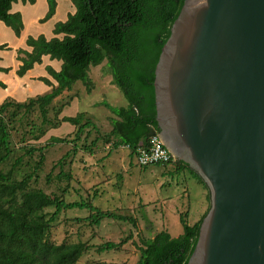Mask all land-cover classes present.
Masks as SVG:
<instances>
[{"label":"trees","instance_id":"16d2710c","mask_svg":"<svg viewBox=\"0 0 264 264\" xmlns=\"http://www.w3.org/2000/svg\"><path fill=\"white\" fill-rule=\"evenodd\" d=\"M20 1L34 4L35 0H0V21L9 27L15 36H19L23 24L19 13H11V5ZM75 7L74 14L68 15L66 21L58 22L53 28L55 36L46 40L43 35L36 38L28 36L25 43L30 52L22 49L16 51L17 60L21 62L15 74L22 77L35 64L41 63L42 56L61 61L58 72L46 67L47 73L54 79L53 86L45 78H40L50 86L47 93L36 95L22 102L6 97L0 103V264H76L81 256L90 250V245L77 243L55 244L50 241V229L63 211L73 209L87 210L89 215L77 221L99 226L103 220H115L131 224L132 217L101 211L88 201L66 202L60 196H49L39 189L31 187L37 179V172L44 162V150L53 144L71 143L68 151L56 164L62 167L66 157L79 150L92 154L99 141L110 145L111 149L121 147L128 149L134 158L136 149L145 146L151 135L158 134L155 120L154 70L162 46L169 36V30L177 18L184 0H70ZM47 12L39 20L44 23L55 12L56 1L46 0ZM6 48L1 45L0 50ZM106 61L109 66L111 82L122 93L126 106L113 108L102 103L114 117L110 119L111 130L105 135L96 136L88 145L78 147L77 142L97 126L85 112L73 117H60L62 109L52 104L69 93L77 81H81L87 93L92 82L88 78L89 66H97ZM9 69L1 68L0 72ZM1 88L5 85L0 83ZM38 113L37 123L28 116ZM27 127L34 140L43 136L48 129H56L62 123H69L74 128L73 139L50 137L43 147H20L22 154L16 155L12 145L16 125ZM25 143L24 137L19 140ZM37 153V160L31 164L30 171L16 177L22 165V158L31 159ZM8 169H4L5 166ZM135 165H137L135 163ZM174 166V173L188 170L193 178L205 189L207 209L193 224L189 225L185 215H180L182 234L172 238L165 230L152 237L139 239L135 245L138 251L136 264H187L192 254L199 232V226L209 208V192L200 177L188 166L176 160L166 165ZM146 167H139L145 169ZM70 180V176L61 172L58 178ZM172 176V175H170ZM52 209V212H47ZM131 237L118 243L106 242L97 247L98 252L121 249ZM133 243V242H132Z\"/></svg>","mask_w":264,"mask_h":264},{"label":"water","instance_id":"95a60500","mask_svg":"<svg viewBox=\"0 0 264 264\" xmlns=\"http://www.w3.org/2000/svg\"><path fill=\"white\" fill-rule=\"evenodd\" d=\"M153 88L158 138L209 192L187 264H264V0H184Z\"/></svg>","mask_w":264,"mask_h":264},{"label":"rangeland","instance_id":"374dc122","mask_svg":"<svg viewBox=\"0 0 264 264\" xmlns=\"http://www.w3.org/2000/svg\"><path fill=\"white\" fill-rule=\"evenodd\" d=\"M18 5L23 3L19 2ZM28 6L30 4H24V7ZM43 7L42 0H38L35 15L40 14ZM41 28L39 31L37 26L30 25L28 34L33 37L38 32L45 33V27ZM87 75L92 82L89 93L83 83L77 81L69 93L52 104V107L58 108L67 102L58 118L73 117L77 113L85 112L97 126L98 133L92 130L88 136L84 134L76 143L80 148L88 145L96 136L105 135L111 130L110 119L114 116L102 105L103 102L113 108L125 107L127 104L120 90L111 82L106 61L97 66H89ZM8 83L11 84V80ZM18 86L14 89L19 91ZM27 87L24 88L27 95L20 101L14 98L16 101L22 102L49 91L44 88L47 86L43 82H34ZM28 117L39 122L36 111ZM23 123V126L16 125L17 132L13 133L12 145L17 156L22 154L20 147H43L49 143L50 137L66 138L69 141L73 139L74 128L69 123H62L56 129H48L37 140L30 137L26 122ZM21 137H24L25 143L19 142ZM72 146L71 143H59L46 148L43 152L44 162L37 172V179L31 182V187L49 196H60L66 202L84 200L101 211L132 217L137 226L134 228L129 223L115 220H103L99 226H94L76 220H82L89 215L86 209L61 212L51 226L50 241L55 244L82 242L91 247L76 264H136L138 251L135 245L139 244L141 237H152L165 230L175 238L182 234L180 215L187 214L184 217L189 225L200 218L203 187L188 170L177 175L173 165L166 168L150 166L140 169L135 165V159L128 149H111L110 145L102 141L98 142L92 154L79 150L66 157L62 167L56 166L70 152ZM37 159V153L31 159L23 157L16 177L20 178L25 171H30V165ZM8 168V165L4 167ZM60 172L69 175L70 180L62 176L58 178ZM52 211L47 210L49 213ZM128 237L131 240L119 250H96L103 243H118Z\"/></svg>","mask_w":264,"mask_h":264},{"label":"crops","instance_id":"0c3cea01","mask_svg":"<svg viewBox=\"0 0 264 264\" xmlns=\"http://www.w3.org/2000/svg\"><path fill=\"white\" fill-rule=\"evenodd\" d=\"M56 1V8L54 15L44 23H40L39 20L42 19L47 12V3L46 0H42L43 2V10L40 14L35 15V8L38 3V0H35L34 4H30L28 7H24L23 5L17 4L20 2L13 3L11 5V13H19L21 16L23 29L20 35L17 37L14 35L12 30L7 27L3 22L0 21V46L6 45V48L0 50V67L9 69L8 72H0V83L5 85V88L0 87V103L6 98L11 97L15 98L16 100H22L24 96L27 95L28 92L24 89L25 87L29 88L34 82H42L39 79L45 78L47 79L50 84L53 86L56 85L54 79L47 73L46 67H50L54 71L58 72L61 67V61L51 60L49 56H42L41 63L35 64L32 69L28 70L22 77H18L15 72L20 66L21 62L17 60L16 51L18 49H22L26 52H30L31 48L28 47L25 43L28 36V27L30 25L37 26L38 30H42L41 26L45 27V33L38 32V34L34 35L33 38H36L39 35H43L46 40H49L53 37L61 38L62 35L55 36L53 34V28L56 23L66 21L68 15L74 14L75 7L72 5L70 0H55ZM28 4V3H25ZM27 19V20H26ZM32 37V36H31ZM7 57L8 62L4 59ZM12 77V79L10 78ZM10 78L11 84L8 83V79ZM19 85V86H18ZM46 85V84H45ZM15 86L20 87L18 91L14 89ZM44 87L46 90L50 89V86L46 85ZM39 95V94H38ZM19 98V99H18ZM14 99V100H15ZM62 117V116H61ZM182 171L181 173H184ZM179 173V174H181ZM177 174V175H179ZM193 177V176H192ZM199 184V183H198ZM201 202L202 208L200 212V217L203 215L206 207V191L203 188L201 191ZM196 222V221H195ZM194 222V223H195Z\"/></svg>","mask_w":264,"mask_h":264},{"label":"built area","instance_id":"2783aa9c","mask_svg":"<svg viewBox=\"0 0 264 264\" xmlns=\"http://www.w3.org/2000/svg\"><path fill=\"white\" fill-rule=\"evenodd\" d=\"M134 159L138 167L166 165L170 160H174L157 134L151 135L145 146L136 149Z\"/></svg>","mask_w":264,"mask_h":264}]
</instances>
